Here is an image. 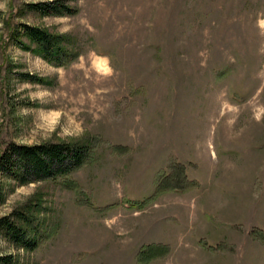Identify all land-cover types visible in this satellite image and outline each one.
Listing matches in <instances>:
<instances>
[{
  "label": "rangeland",
  "instance_id": "1",
  "mask_svg": "<svg viewBox=\"0 0 264 264\" xmlns=\"http://www.w3.org/2000/svg\"><path fill=\"white\" fill-rule=\"evenodd\" d=\"M51 1L0 0V154H88L55 179L0 172V219L31 241L0 229V264H264V0L32 6Z\"/></svg>",
  "mask_w": 264,
  "mask_h": 264
},
{
  "label": "trees",
  "instance_id": "2",
  "mask_svg": "<svg viewBox=\"0 0 264 264\" xmlns=\"http://www.w3.org/2000/svg\"><path fill=\"white\" fill-rule=\"evenodd\" d=\"M60 0L43 2L32 5L42 14H59L71 12ZM23 34L35 43L43 53L45 59L60 65L71 57L64 48L60 47L58 38L46 30L36 26L23 25ZM31 78V77H28ZM88 154L86 146H71L64 143H42L35 145L8 143L0 154V172L21 183L37 182L55 179L67 175L80 167ZM0 229L7 237L20 245L28 247L27 235L16 227L7 218L0 219ZM147 252L152 254L153 249L147 247Z\"/></svg>",
  "mask_w": 264,
  "mask_h": 264
}]
</instances>
